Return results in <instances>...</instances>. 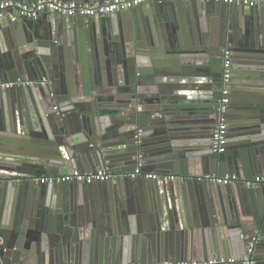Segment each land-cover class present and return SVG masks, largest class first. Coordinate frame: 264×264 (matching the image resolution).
Segmentation results:
<instances>
[{
    "label": "water",
    "instance_id": "water-1",
    "mask_svg": "<svg viewBox=\"0 0 264 264\" xmlns=\"http://www.w3.org/2000/svg\"><path fill=\"white\" fill-rule=\"evenodd\" d=\"M148 3L0 20V80L28 81L0 90V264L242 259L252 237L264 264V184L202 179L264 176V14ZM217 48L231 53L222 153ZM136 167L163 177H128ZM100 168L113 177L43 180Z\"/></svg>",
    "mask_w": 264,
    "mask_h": 264
},
{
    "label": "built area",
    "instance_id": "built-area-1",
    "mask_svg": "<svg viewBox=\"0 0 264 264\" xmlns=\"http://www.w3.org/2000/svg\"><path fill=\"white\" fill-rule=\"evenodd\" d=\"M170 2L176 0H104L101 2L93 3H79L74 0H1L0 1V20L8 19L14 21L16 19H34L39 17L42 13H58L68 17H95L106 16L119 11L129 10L148 2ZM188 1V0H180ZM198 2H205L210 0H195ZM221 1V0H216ZM227 3H242L250 6L257 5L258 3L264 4V0H223ZM224 60L222 63V82L223 87L221 89V95L218 105V121L215 128L212 131L210 137V148L215 153H222L227 147V119L226 113L229 103L230 87L229 81L231 76V53L228 49L223 50ZM28 81H1L0 90L9 89L13 86H21L27 84ZM130 178L142 177L144 179H157L162 175L153 171H142L139 167H136L133 171L127 173ZM167 179H175L176 175L168 174L164 175ZM113 177V174L105 168L96 169L92 172L85 173L80 170H74L72 173H67L62 176L45 177L43 180L47 181H79L91 183L94 181L109 180ZM163 177V176H162ZM202 179L212 182L214 184L227 185L233 181H240L247 187L257 186L264 184L263 175H254L252 177L240 178L239 176L225 175L218 176L216 174H205ZM256 242V237H252L248 243L246 254L242 259H236L235 257L211 258L208 261L198 260H180V261H164L156 264H233L241 262L243 264H254L253 250Z\"/></svg>",
    "mask_w": 264,
    "mask_h": 264
},
{
    "label": "flooded vegetation",
    "instance_id": "flooded-vegetation-1",
    "mask_svg": "<svg viewBox=\"0 0 264 264\" xmlns=\"http://www.w3.org/2000/svg\"><path fill=\"white\" fill-rule=\"evenodd\" d=\"M223 50L220 48H217V55L215 58V70H216V82L215 85L217 86V92H215V98H220L221 95V89L223 87V82H222V63L224 60V53L222 52ZM231 93V92H230ZM219 101V100H218ZM229 101H230V94H229Z\"/></svg>",
    "mask_w": 264,
    "mask_h": 264
},
{
    "label": "crops",
    "instance_id": "crops-1",
    "mask_svg": "<svg viewBox=\"0 0 264 264\" xmlns=\"http://www.w3.org/2000/svg\"><path fill=\"white\" fill-rule=\"evenodd\" d=\"M28 1V0H26ZM216 1V0H215ZM145 4H149V3H145ZM242 4V3H241ZM244 5H248V4H244ZM243 6V5H242ZM250 6V5H249ZM249 8H251V10L253 11H257V12H261L264 14V5H254V6H250ZM45 14H47L46 12L45 13H42L39 15V17H37V19H41V20H44L45 18ZM43 15V16H42ZM78 20H81L79 17L77 18ZM3 21L0 22V25L2 24ZM63 45V44H62ZM170 174H174V173H170ZM175 175V174H174ZM256 175H262V174H256ZM16 180H20V178H16ZM142 225V224H141ZM191 260H197V259H191Z\"/></svg>",
    "mask_w": 264,
    "mask_h": 264
}]
</instances>
